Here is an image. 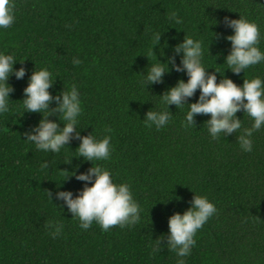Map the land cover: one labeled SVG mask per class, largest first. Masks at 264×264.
I'll return each mask as SVG.
<instances>
[{"label": "trees", "instance_id": "16d2710c", "mask_svg": "<svg viewBox=\"0 0 264 264\" xmlns=\"http://www.w3.org/2000/svg\"><path fill=\"white\" fill-rule=\"evenodd\" d=\"M11 2L16 19L0 30V51L13 54L14 68L27 72L23 79L10 76L12 107L0 115V264H177L166 244L155 254L153 247L161 236L166 243L169 217L190 207L194 191L207 196L217 212L197 231L185 264H264V128L253 134L252 152L241 150L240 132L213 140L206 122L210 114L197 115L196 127H183L188 105H170V124L148 128L145 113L164 107L159 95L187 75L173 69L162 83L142 85L148 65L174 55L185 35L202 42L208 72L225 71L217 73V82L224 75L239 85L244 78L264 77V64L237 75L224 63L231 50L224 37L233 32L225 17L256 22L264 50V0ZM172 12L182 24L169 20ZM156 32L162 36L153 52ZM74 58L81 63L74 64ZM35 68L50 70L53 95L78 86L82 136L99 139L112 130L111 159L95 163L109 169L116 183L130 185L142 209L140 223L103 231L94 222L84 230L66 206L61 208L55 193L75 195L85 183L74 175L65 179L66 170L85 172L93 162L73 156L80 143L76 138L60 153H45L24 140L25 131L42 118L38 112L21 115L23 90ZM198 97L199 90L189 102ZM237 116L251 127V117L243 111ZM50 119L60 122L59 114ZM70 157V163L64 161ZM46 161L49 166L42 168ZM49 222L63 224L56 238Z\"/></svg>", "mask_w": 264, "mask_h": 264}, {"label": "clouds", "instance_id": "9594fccd", "mask_svg": "<svg viewBox=\"0 0 264 264\" xmlns=\"http://www.w3.org/2000/svg\"><path fill=\"white\" fill-rule=\"evenodd\" d=\"M15 5L11 0H0V30L10 28L15 22ZM169 20L175 24H182L183 19L172 12ZM226 26L233 29L232 34L224 37L231 42V50L225 57L226 69L239 75L242 71L252 66L264 64V50L259 45L262 35L259 25L244 16L238 19L225 17ZM162 33L156 32L152 36V50L160 45ZM163 55V54H162ZM203 44L201 41L184 36L183 40L174 47V55L167 57L165 61L157 58V62L148 65L142 85L162 83L167 72L175 70L187 75V80L180 78L174 86L164 91L161 103L164 107L154 110L149 109L143 118L146 127H155L157 130L167 127L173 119L170 105L182 108L188 105L183 127H196L197 115H209L206 121L208 132L213 140H218L223 134L225 137L240 132L237 137L240 148L244 152L253 151V134L264 128V77L259 75L245 79L242 85L224 75L217 82V73L208 72L203 64ZM180 57L177 63L176 57ZM17 59L13 54L0 51V115L8 113L12 107L10 94L14 91L8 83L14 73L17 79H23L27 69L14 68ZM73 63L79 65L80 59L74 58ZM225 69V70H226ZM52 73L47 68H35L29 77V82L24 88L22 99L23 112L41 113L42 118L38 124L27 129L24 140L36 146L45 153H60L70 144L73 138L79 139V146L75 149L76 157H82L86 161L93 162V166L85 172H69L66 170L65 179L75 176L83 181L84 187L75 194L71 190H58L55 199L62 201L61 208L66 206L72 218L79 221V226L87 230L95 222L103 231H109L119 225L121 228L134 226L141 222L142 209L134 199L131 187L128 183H116L109 169L97 161L111 159V129L105 130L103 138H97L89 133L81 135L78 131L80 116L83 112L81 93L77 85L73 84L70 90H64L60 94L53 95L50 91L54 87ZM195 102H189V98L196 95ZM55 102V107L50 105ZM243 111L252 118L251 127H244L242 119L237 116ZM53 114H59V121L50 119ZM72 157V156H71ZM71 157L64 161L70 163ZM48 162L41 167L47 168ZM195 195L190 202V207L183 213L176 212L169 217V232L166 243H162L163 236L155 239L153 254L162 250V245L178 257L177 264H185L184 257L190 255L192 247L196 244L195 235L216 212V205L207 196ZM53 201V195L48 193ZM48 228L53 238L63 231V224L49 222Z\"/></svg>", "mask_w": 264, "mask_h": 264}]
</instances>
